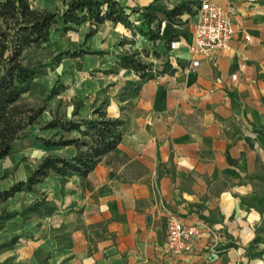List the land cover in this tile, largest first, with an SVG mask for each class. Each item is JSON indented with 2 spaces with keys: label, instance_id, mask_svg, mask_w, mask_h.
<instances>
[{
  "label": "crops",
  "instance_id": "obj_1",
  "mask_svg": "<svg viewBox=\"0 0 264 264\" xmlns=\"http://www.w3.org/2000/svg\"><path fill=\"white\" fill-rule=\"evenodd\" d=\"M115 1L129 8L152 2ZM179 1L160 3L171 8ZM213 2L232 13L230 49L191 66L195 13L181 15L180 24L162 20L159 39L143 34V43L164 53L173 72L153 70L151 78L118 66L127 45L119 40L129 28L109 21L96 27L98 51L106 42L120 43L110 63L116 69L108 81L97 77L90 111L71 115L90 118L104 101L95 96L107 86L106 115L122 121L114 149L119 160L98 163L83 179L50 174L32 191L0 200V264H264V134L258 131L264 132V2ZM129 20L133 30L143 25L140 13ZM105 28L111 31L102 34ZM171 38L178 44L166 50ZM15 142L0 160L6 161L0 175L25 160L14 179L0 181V192L24 181L46 155L75 154L73 146L41 142L20 154ZM169 215L198 228L189 250L167 252Z\"/></svg>",
  "mask_w": 264,
  "mask_h": 264
},
{
  "label": "trees",
  "instance_id": "obj_2",
  "mask_svg": "<svg viewBox=\"0 0 264 264\" xmlns=\"http://www.w3.org/2000/svg\"><path fill=\"white\" fill-rule=\"evenodd\" d=\"M264 2V0H262ZM199 0H180L171 8H166L160 0H152L145 7H126L115 0H67L62 10H49L32 7L30 0H0V160L6 157L13 143L27 137L28 130L37 124L38 117L44 111L43 105H35L22 98L34 83L39 65L25 61L23 52L31 46H38L49 40L51 30L60 25L63 32L72 30L76 25L88 22L91 30L85 38L94 33L96 27L106 21L120 23L125 28L131 27L129 16L140 13L142 24L147 28L148 39H159L158 28L162 20L180 24L183 14L194 15L193 7ZM155 22V29L151 24ZM172 38L166 40L165 48L169 49ZM60 55L77 57V51L65 50ZM159 57L158 52L154 53ZM118 66L131 69L140 78H151V64L141 60L138 52H123L118 57ZM173 72L168 60L161 64L157 74ZM51 88L49 96L56 95ZM75 115V114H74ZM122 121L106 115L103 107L92 110L90 118L78 120L53 116L44 123L45 129H58L62 133H75L74 137H64L56 132V139L38 140L46 146H73L75 154L70 158L57 155H46L24 180L0 192V200L11 197L20 191H32L33 187L42 182L50 174L62 179L77 175L85 178L94 167L104 162L109 164L119 160L114 149L121 139L120 126ZM264 134L262 130H258ZM33 204L29 209L34 210Z\"/></svg>",
  "mask_w": 264,
  "mask_h": 264
},
{
  "label": "rangeland",
  "instance_id": "obj_3",
  "mask_svg": "<svg viewBox=\"0 0 264 264\" xmlns=\"http://www.w3.org/2000/svg\"><path fill=\"white\" fill-rule=\"evenodd\" d=\"M64 1L67 0H30V3L34 8L59 11L63 9ZM88 25H90L88 22H83L67 32H63L60 25H56L52 28L47 42L38 46H31L23 52L25 61L38 64L39 71L30 90L24 93L22 98L35 105H43L44 111L38 117L37 124L29 128L27 137L15 142L14 152L29 154L28 150H35L34 144L41 142L38 140L40 136H49L50 134V139H56L57 137L53 136V131L44 128V123L51 117L57 116L78 120L80 118L77 117V114L73 117L71 113L78 109L90 111L89 109L95 104L88 102L93 97L91 89L93 90V87H96L97 77L100 78V82L110 80L116 69L110 63L117 56L115 50L119 52L116 45L117 43L120 44V41L127 44L126 49L122 48L121 51L138 52L139 55L141 54L140 58L143 62L151 64L150 68L152 71L154 70V73L157 72L156 68L165 59L164 53H158L159 57L154 56V53L158 52L156 46L144 45L143 34L146 27L141 24L134 25V30L129 28L130 32H127V36L122 37L119 42H106L104 46L100 47L101 51L96 49L99 47L101 33L95 35L92 33L91 36L85 38L86 33L91 30ZM106 31L111 30L105 28L101 32L106 34L108 33ZM133 47L140 49L137 51ZM65 50L77 51L79 55L77 57L60 55ZM53 87L57 94L50 97L49 93ZM106 91L107 86L100 88L99 96H95L96 100H104L99 104V107L104 108ZM84 93H86V96L82 98ZM63 136L67 137L65 134ZM24 160L25 157H20L19 163ZM5 162L0 161V166H3ZM19 163L14 166L9 176L7 174L0 175V181H3L7 176L9 180L14 179V173ZM30 164L34 165V162L30 161ZM23 175H26V173L24 172ZM1 208L0 206V212L2 211Z\"/></svg>",
  "mask_w": 264,
  "mask_h": 264
},
{
  "label": "built area",
  "instance_id": "obj_4",
  "mask_svg": "<svg viewBox=\"0 0 264 264\" xmlns=\"http://www.w3.org/2000/svg\"><path fill=\"white\" fill-rule=\"evenodd\" d=\"M195 18L193 39L188 45L193 58L191 66L198 64L196 58H213L217 52L229 50L234 34L232 13L213 0H199ZM177 44V41H171L170 49H174ZM197 234L196 226H185L176 216L169 215L166 220L167 252L178 254L189 250Z\"/></svg>",
  "mask_w": 264,
  "mask_h": 264
}]
</instances>
